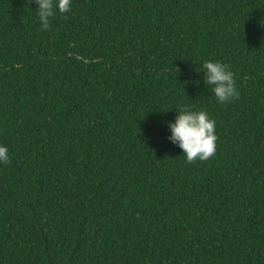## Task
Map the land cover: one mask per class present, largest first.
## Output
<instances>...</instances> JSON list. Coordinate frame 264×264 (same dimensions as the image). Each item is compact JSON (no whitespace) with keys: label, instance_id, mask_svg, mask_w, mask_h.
<instances>
[{"label":"trees","instance_id":"obj_1","mask_svg":"<svg viewBox=\"0 0 264 264\" xmlns=\"http://www.w3.org/2000/svg\"><path fill=\"white\" fill-rule=\"evenodd\" d=\"M38 7L0 0V264H264V0ZM181 107L215 120L208 161L169 139Z\"/></svg>","mask_w":264,"mask_h":264},{"label":"clouds","instance_id":"obj_2","mask_svg":"<svg viewBox=\"0 0 264 264\" xmlns=\"http://www.w3.org/2000/svg\"><path fill=\"white\" fill-rule=\"evenodd\" d=\"M31 2V0H30ZM39 6L36 15L43 30L50 25V18L59 13L66 14L71 11L72 0H35ZM198 72L206 73L204 82L211 86L216 100L226 104L233 99H239L234 73L228 66L216 61H205ZM174 123L169 124L171 136L169 139L183 150V156L188 163L196 160L208 161L217 151L218 136L216 135V122L204 110H193L190 107H181L177 110ZM0 163H10L8 148L0 146Z\"/></svg>","mask_w":264,"mask_h":264}]
</instances>
